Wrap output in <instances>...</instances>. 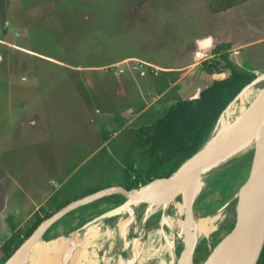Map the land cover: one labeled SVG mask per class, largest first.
<instances>
[{
  "label": "rangeland",
  "instance_id": "374dc122",
  "mask_svg": "<svg viewBox=\"0 0 264 264\" xmlns=\"http://www.w3.org/2000/svg\"><path fill=\"white\" fill-rule=\"evenodd\" d=\"M232 1L247 2L214 13L213 0H0V264L8 259L4 242L22 244L36 216L51 213L55 199L71 202L80 192L109 186L127 189L134 177L141 184L133 188L144 185L154 158L133 145L138 128L227 75L207 71L216 45L231 42L237 67L250 64L257 76L264 74V0ZM253 156L251 149L215 175L194 201L196 220L219 213L246 181ZM235 203L225 207L189 260L205 262L209 246L233 227ZM116 207L107 201L74 210L43 241L68 238ZM119 215L108 219L110 226L107 220L101 225L99 241L80 264H118L126 257L123 243L118 245L123 234L113 232ZM160 216L146 219V237L155 236L156 247ZM138 236L125 235L129 241ZM170 262L163 255L143 264Z\"/></svg>",
  "mask_w": 264,
  "mask_h": 264
},
{
  "label": "water",
  "instance_id": "95a60500",
  "mask_svg": "<svg viewBox=\"0 0 264 264\" xmlns=\"http://www.w3.org/2000/svg\"><path fill=\"white\" fill-rule=\"evenodd\" d=\"M205 46L212 47V44ZM264 74L257 76L250 84L245 86L240 93L229 103L224 109L215 126L217 125L224 112L238 99L241 93L250 89L259 79L263 78ZM260 97L255 106L250 112L236 122L214 145L213 152L205 154L199 158L190 168L185 172H179L180 167L197 156L204 148V144L187 160L183 161L179 167L166 178H156L152 181L140 186L138 188L126 189L122 186H109L99 189L81 198L73 200L54 212L48 218L44 219L33 231V233L17 248L4 264H12L17 258L26 254L33 243L42 241L44 234L49 228L60 221L64 216L70 212L99 201L105 197L120 195L125 199V202L120 204L114 209L105 211L99 214L89 222L82 225L79 229L90 226L92 223H99L98 231L101 225L109 219L120 213L130 203L140 204H167L172 203L176 198L185 190L190 179L201 174L208 173L202 180V186L197 195L192 198L188 204V214L191 219L198 221L193 216V205L197 196L203 189L212 181L215 175L223 168L242 156L247 151L253 149L254 156L251 162V168L248 177L244 184L237 191L239 192L251 178L254 177V162L256 159L264 156V84L260 89ZM198 97V96H197ZM214 126V128H215ZM213 128V130H214ZM212 130V131H213ZM212 134V132H211ZM210 134V135H211ZM258 153V155H257ZM163 181L166 185H175L172 192L168 196L154 195V194H138L137 191L147 187L148 185L156 182ZM235 192L230 199L221 207L223 210L231 202ZM220 210V211H221ZM210 217V216H208ZM207 218V217H204ZM147 219V217H146ZM144 220V223L146 221ZM203 219V218H201ZM78 229V230H79ZM76 232V231H75ZM72 233H70L71 235ZM207 236L205 239L208 240ZM186 239V237H184ZM185 241V240H184ZM210 248V247H209ZM264 249V166L259 171L258 181L256 185L248 192L242 203L236 207L235 222L232 229L215 245L210 248L209 255L205 259V264L212 255H215L211 264H258L262 251ZM174 250V249H173ZM193 252V251H192ZM215 252V253H214ZM176 251H173L171 260H176ZM174 257V258H173ZM190 263L192 256H190Z\"/></svg>",
  "mask_w": 264,
  "mask_h": 264
},
{
  "label": "bare ground",
  "instance_id": "6f19581e",
  "mask_svg": "<svg viewBox=\"0 0 264 264\" xmlns=\"http://www.w3.org/2000/svg\"><path fill=\"white\" fill-rule=\"evenodd\" d=\"M257 84H264V77L259 79L250 89L240 94L238 99L224 112L202 151L193 159L184 163L180 167L179 172H185L199 158L213 152V148H215L214 145L217 141L227 133L236 122L250 112L261 94V88L257 91H253V88ZM263 166L264 156H261L254 162V177L235 194L230 203L236 202L235 204L238 206L242 203L248 192L256 185L259 171ZM207 174L208 173H201L190 179L185 190L172 203L159 205L140 203L128 204L122 213H120L115 227L113 228L114 233L121 232L123 234L122 241L120 240L118 245L123 243L126 249V257L120 260L118 264H143L149 258H159L163 255H167L170 258V264H188V254L195 248L200 238H206L216 229L217 222L221 220L226 213V209L224 208L211 217L197 221L196 224H189L193 220L187 212L188 204L190 200L197 195L202 186V180ZM174 186L175 185L167 186L163 181H156L136 193L168 196L172 192ZM230 203L228 205H230ZM159 211L162 213V217L155 235H158V239L161 240V243L156 247L155 236L148 240L149 237H146L143 225L146 217ZM185 212H187V220L182 216ZM140 213H142V218L136 222L135 216ZM98 226L99 223L94 222L90 226L81 228L72 233L68 238H59L49 243H44L43 240L41 242L36 240L29 251L17 258L12 264H80L79 262L83 260V258H86L87 253H90V248L95 246L97 241H99L98 238L100 233L97 234ZM128 232L138 233V239L129 241L125 237ZM184 237H186V239ZM178 247L180 249L182 247V253L180 255L177 253L176 260L172 261L173 251H176ZM120 250L121 248H119V251ZM214 257L215 255L212 257L211 263ZM189 264H191L190 260Z\"/></svg>",
  "mask_w": 264,
  "mask_h": 264
},
{
  "label": "trees",
  "instance_id": "16d2710c",
  "mask_svg": "<svg viewBox=\"0 0 264 264\" xmlns=\"http://www.w3.org/2000/svg\"><path fill=\"white\" fill-rule=\"evenodd\" d=\"M213 1L215 2L213 8L214 13L224 11L232 7L235 3L232 0ZM231 49V42H224L216 45L212 49V55L216 58L207 62V71L209 73L221 74L227 71L228 73L226 76L211 80V82L199 92L198 97L177 101L168 108L164 115L155 119L151 125H144L138 128L133 139V145L137 148H146L147 154L151 158H154V161L147 169L142 180L143 184L156 178L168 177L183 161L190 158L208 139L224 109L245 86L250 84L257 77L250 64L237 67L236 64L232 62L230 59ZM164 163H172V166L166 172L158 171L157 166ZM131 168L133 172L136 170L134 167ZM229 173L234 176L235 173H238V170L233 168ZM231 175L229 177H231ZM220 176L222 175L218 177ZM130 179L131 183L127 187L128 190L132 189L135 185L141 184L139 178L134 177ZM90 193L92 192H80V194L76 195L75 199ZM107 201L114 206H118L122 203V197L119 195L109 196L86 206H94L98 203ZM69 202L68 200L60 201L55 199L52 212L43 217L36 216L32 227L28 229L23 238L27 237L44 219L48 218L52 213L58 211ZM81 208L83 207L78 209ZM78 209H76V211ZM69 214H71V212ZM55 225L56 223L52 225L51 229L55 227ZM231 229L232 227L228 232ZM54 237L56 236H53V238ZM48 238H52L50 229L44 234L43 240L46 241ZM21 241L22 239L16 244H12L9 240L4 242L3 250H7L6 259L9 258L15 248L21 244ZM201 244L205 248V242L202 241ZM215 245L214 241L212 246L210 245L209 247L211 248ZM210 248L208 251H210ZM205 250L207 249L205 248ZM206 253L208 254L207 251ZM6 259H3V262ZM187 262L189 264L188 260ZM193 263L199 264L200 261L197 263L193 261ZM258 264H264V249Z\"/></svg>",
  "mask_w": 264,
  "mask_h": 264
},
{
  "label": "flooded vegetation",
  "instance_id": "af4514ba",
  "mask_svg": "<svg viewBox=\"0 0 264 264\" xmlns=\"http://www.w3.org/2000/svg\"><path fill=\"white\" fill-rule=\"evenodd\" d=\"M155 213H156V212H155ZM114 217H115V216H114ZM111 218H112V217H111ZM136 218H137L138 220H137ZM141 218H142V213L136 215V216H135V220H136V222H138L139 220H141ZM160 218H161V216H160ZM160 218L158 219V223H157L158 226H159ZM106 222H107V225L110 226V222H113V220L108 221V219H107ZM146 224H147V221H145V223H144V225H143V229H144L145 235L147 236V235L149 234V231H150V230L147 229ZM156 231H157V230H156Z\"/></svg>",
  "mask_w": 264,
  "mask_h": 264
},
{
  "label": "crops",
  "instance_id": "0c3cea01",
  "mask_svg": "<svg viewBox=\"0 0 264 264\" xmlns=\"http://www.w3.org/2000/svg\"><path fill=\"white\" fill-rule=\"evenodd\" d=\"M247 1H239V2H237V3H234L233 4V6L232 7H230V8H228V9H230V10H234V11H236L237 9H235V8H239V4H245ZM213 44V43H212ZM235 49H237V47H235ZM237 50H239V48L237 49ZM221 78V77H220ZM223 78V77H222ZM215 79H218V78H215ZM199 95V94H198ZM214 179V178H213ZM213 179H212V181H213ZM211 181V182H212ZM210 182V183H211ZM205 217V216H204ZM63 219V218H62ZM59 222V221H58ZM208 239H209V237H208ZM211 240V239H210Z\"/></svg>",
  "mask_w": 264,
  "mask_h": 264
}]
</instances>
